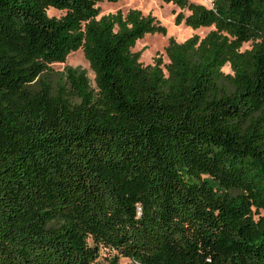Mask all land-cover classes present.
Segmentation results:
<instances>
[{
  "label": "trees",
  "instance_id": "obj_1",
  "mask_svg": "<svg viewBox=\"0 0 264 264\" xmlns=\"http://www.w3.org/2000/svg\"><path fill=\"white\" fill-rule=\"evenodd\" d=\"M120 1L0 0V264H264V0H153L212 30L149 66Z\"/></svg>",
  "mask_w": 264,
  "mask_h": 264
},
{
  "label": "rangeland",
  "instance_id": "obj_2",
  "mask_svg": "<svg viewBox=\"0 0 264 264\" xmlns=\"http://www.w3.org/2000/svg\"><path fill=\"white\" fill-rule=\"evenodd\" d=\"M190 3L202 5L207 8L212 7V3L209 0H189ZM100 9V17L107 16L109 14H115L118 11L127 13L129 10H138L143 16H151L165 27L167 30L166 36H146L142 41L136 44L134 52H142V57L140 62L143 66L153 65L154 61L161 58L164 64L168 63L165 50L168 47L169 40L172 38L177 43H184L188 39L197 35L200 38H204L212 29H200L193 31L184 25L176 26L175 20L176 16L181 13L177 7L172 4H164L161 1L153 0H121L116 4L112 3H102L97 6ZM187 15V12H183ZM50 18H60L63 13L48 10L47 12ZM251 48V43L243 46L242 51L249 50ZM155 54V55H154ZM68 70L77 71L83 73L89 80L92 88L95 87L94 84V74L91 71L88 62L85 60L82 50L71 53L64 64H54L50 66V71L47 75L49 81L56 87L60 84L66 82V75ZM225 74H232L229 66L223 69ZM91 244V242H90ZM116 254L101 249L100 256L97 260L99 264H111L112 261L116 259ZM131 262L127 259H118V264H130Z\"/></svg>",
  "mask_w": 264,
  "mask_h": 264
},
{
  "label": "bare ground",
  "instance_id": "obj_3",
  "mask_svg": "<svg viewBox=\"0 0 264 264\" xmlns=\"http://www.w3.org/2000/svg\"><path fill=\"white\" fill-rule=\"evenodd\" d=\"M155 55V54H154Z\"/></svg>",
  "mask_w": 264,
  "mask_h": 264
}]
</instances>
